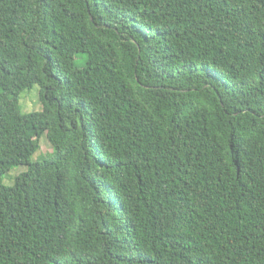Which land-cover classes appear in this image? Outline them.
I'll list each match as a JSON object with an SVG mask.
<instances>
[{"label":"trees","instance_id":"1","mask_svg":"<svg viewBox=\"0 0 264 264\" xmlns=\"http://www.w3.org/2000/svg\"><path fill=\"white\" fill-rule=\"evenodd\" d=\"M0 264H264V0H0Z\"/></svg>","mask_w":264,"mask_h":264},{"label":"rangeland","instance_id":"2","mask_svg":"<svg viewBox=\"0 0 264 264\" xmlns=\"http://www.w3.org/2000/svg\"><path fill=\"white\" fill-rule=\"evenodd\" d=\"M85 62V57L83 54H78L75 57V64L78 66L83 65ZM19 107L23 113L37 111L41 109V101L39 96V85L34 84L30 89H25L19 95ZM52 146L47 140L46 135L43 134L40 137V148L32 156V160L36 159L40 153L50 152ZM26 170L25 165H16L12 167L3 177V183L5 185H11L14 182V177L22 171Z\"/></svg>","mask_w":264,"mask_h":264}]
</instances>
